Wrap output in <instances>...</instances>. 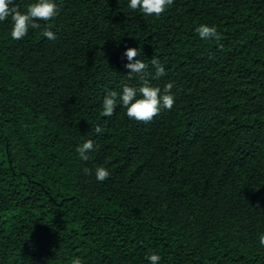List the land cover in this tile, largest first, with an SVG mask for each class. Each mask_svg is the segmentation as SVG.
Listing matches in <instances>:
<instances>
[{"label":"trees","instance_id":"obj_1","mask_svg":"<svg viewBox=\"0 0 264 264\" xmlns=\"http://www.w3.org/2000/svg\"><path fill=\"white\" fill-rule=\"evenodd\" d=\"M54 2L21 40L0 22V264H264V0H174L158 19L130 0ZM129 47L152 86L174 84L151 123L101 114L109 90L141 86Z\"/></svg>","mask_w":264,"mask_h":264},{"label":"clouds","instance_id":"obj_2","mask_svg":"<svg viewBox=\"0 0 264 264\" xmlns=\"http://www.w3.org/2000/svg\"><path fill=\"white\" fill-rule=\"evenodd\" d=\"M12 5L13 0H0V22L11 18L12 29L10 35L14 40L23 39L28 34L29 28L41 29V23L37 21H42L47 25L60 14V9L54 0H37V2L27 6L26 12H21L18 6ZM173 5L174 0H130L128 7L146 17L158 19ZM196 32L202 40H215L219 44L222 39L215 26L202 24L196 28ZM41 34L50 40L56 39L54 32L49 30L48 27H44ZM139 55L140 50L131 47L127 48L124 53L128 61L125 64V68L129 71L128 78L137 77L141 82V86L130 87L125 85L120 93L109 90L103 99L101 114L104 117L114 115L117 106L121 105L126 109V115L130 120L147 124L151 123L162 111H171L174 108L176 100L175 95L172 93L174 84L169 82L165 85L163 91L159 87L152 86L148 78L150 76L149 65L141 59H137ZM150 62L155 69V75L152 79H159L166 75L164 66L156 56ZM101 132L102 129L97 126L96 133ZM94 148V142L88 140L78 146L76 152L82 161L87 162L90 159L89 153ZM83 171L85 175H92V170L87 167ZM95 176L98 181L103 182L109 178L110 173L101 166L96 168ZM259 244L264 247V233L259 234ZM146 259L149 260L150 264H160L161 257L157 254H150ZM71 264H82V261L80 258L74 257Z\"/></svg>","mask_w":264,"mask_h":264}]
</instances>
